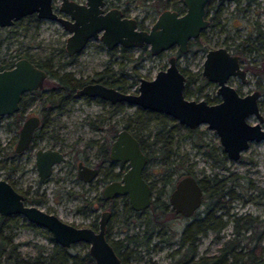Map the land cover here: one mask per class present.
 <instances>
[{
    "label": "rangeland",
    "instance_id": "374dc122",
    "mask_svg": "<svg viewBox=\"0 0 264 264\" xmlns=\"http://www.w3.org/2000/svg\"><path fill=\"white\" fill-rule=\"evenodd\" d=\"M113 1L120 8H125V15L138 19L139 28H148L158 14L149 6H142L150 0ZM58 2L59 0L54 1L55 9ZM175 6H181V3L177 1ZM183 10L184 7H182V12ZM260 17L264 23V11ZM241 31L240 35L237 33V38H243L244 31ZM262 31H264V24ZM210 32L211 28L205 30L204 36L201 38L200 46L204 49H198L197 45H191L187 52L182 53L176 46H172L157 55H152L149 52L143 59H134L131 63H127L126 72L121 74L117 81L125 83L124 92H135L140 77L152 78L158 69H163L168 64V57L173 55L177 59L178 68L185 71L186 91L191 95L187 98L200 99L203 90L210 91L209 95L212 96L215 90L213 85L202 90L198 89V86L202 84L200 76L203 55L206 49L224 43V35L218 28L214 31V37L212 34L210 35ZM68 35L69 33L55 20L38 18L36 21L30 15L22 17L11 26L0 27V65H7L18 57L29 55L33 60L49 65L57 75L70 72L77 78L90 79L94 77L95 72L104 69L116 71V76L120 74L118 71L119 61L123 59L121 51L117 49L113 53L114 48L110 51L98 38H91L79 54L69 57L65 51L64 43ZM262 43L264 44V40ZM146 49L149 50L147 47ZM128 52L132 54L133 58H136L140 50L136 47L129 49ZM261 53L264 55V46ZM257 60H259L257 66L264 67V57H259ZM246 77L248 81L244 91L255 85L262 89V94L259 97L262 121L257 120L253 114L249 115L246 120L251 124L259 122L261 129L264 130V73L258 75L248 73ZM42 87L41 90H38L39 92L22 94L20 109H22L23 119L31 114H37L41 118L46 114L48 121L42 128L43 137L38 139L35 145L40 148L57 149L63 153L65 158L64 162L55 164L52 174L43 183L37 181L38 173L35 169L34 151L24 150L22 153L13 155V146L19 132V127L14 120L15 114L5 115L0 119V164H5L4 168L0 170V179L4 178L14 185L21 194L25 193L30 198L43 196V200L35 203L26 202L27 204L36 205L43 211L58 215L63 221L74 225L88 226L93 223L97 226L95 217L99 214L98 210L90 209L86 212L83 207L85 205L83 187L75 178L76 159L87 154L91 156L96 152L94 142L100 140L99 136L103 133L100 128L105 129L110 124L118 129L130 119V126L133 127L134 133L142 137L144 146L147 148L146 175L156 179L162 175L163 172L158 170H161L166 164L164 161L166 158L161 152L168 150L169 163L172 165L179 168H190L196 176L201 178L220 175L227 187L229 195L225 201L227 202L226 206L231 205V216L229 215L227 225L219 237L208 231L206 235L198 239L195 250L198 255L209 257L219 254L220 247L233 236V221L237 216H247L250 219L253 217L257 222H260L258 231H264V139L249 141L248 148L241 150L237 160H233L224 154L217 133L209 129L206 123L196 127L203 134L200 138L195 137L193 140L186 134L187 127L180 124L181 126L175 125L170 134L163 136L170 138V141L168 146H162L163 141L153 143V140L158 129L168 122L166 118L168 115L164 113H155L146 118L133 105L123 104L115 110L111 104L101 101L100 98L78 95L59 104H54V101L57 103V100L50 97V87L45 85ZM51 102L54 105L51 106ZM213 154L224 158L223 167L215 163ZM171 164L169 166H172ZM12 165L15 166V170L9 172L8 169ZM208 206V200L205 199L201 208ZM139 220L134 216L130 221L129 231L125 232L122 228V232H115L118 238H121L125 233L134 236L131 247L135 249L136 257L131 263L167 264L173 259L175 261L176 258L170 257L169 254L177 249V246L166 242L161 244V248L157 245L155 249H151L155 242H158V238L155 235L145 243L141 239L144 232L142 222ZM240 224L241 222L239 226ZM176 225L177 223L174 228ZM249 230L242 229L241 235H249ZM45 231L40 226H30L23 216H14L13 222L2 233V238L11 239L14 253H11L9 258L6 252L0 253V264H13V258L27 261L48 256L53 249V242L49 237H46ZM260 244H264V234ZM74 246L78 250L88 248L82 242L76 243ZM6 249L10 250V246Z\"/></svg>",
    "mask_w": 264,
    "mask_h": 264
},
{
    "label": "water",
    "instance_id": "95a60500",
    "mask_svg": "<svg viewBox=\"0 0 264 264\" xmlns=\"http://www.w3.org/2000/svg\"><path fill=\"white\" fill-rule=\"evenodd\" d=\"M54 1L0 0V27L11 26L16 20L30 14L41 19L55 20L69 33L64 42L69 56L79 54L91 38H98L109 50L115 46H147L152 55H157L176 46L178 51L185 53L189 50V41L198 37L199 32L207 27L204 14L208 0H182L183 12L166 8L145 29L138 28L137 18L122 16L119 8L112 7L104 11V0H85L83 3L59 0L56 9ZM204 58L201 74L217 83L221 100L217 103L209 104L204 99H188L184 96L185 75L178 68L177 59L173 55L168 57L165 68L158 69L152 78L140 77L135 93L123 92L100 82H89L77 89L76 94L98 97L111 104L123 102L155 113H164L189 129L206 123L209 129L217 133L224 153L230 159L237 160L240 151L248 148L249 141L264 139L260 123L251 124L246 120L253 114L257 120L262 121L258 109L259 91L240 96L227 83L228 77L234 75L244 81L245 70L239 67L238 57L230 54L226 48H211ZM46 77L43 68L34 65L24 56L18 57L11 67L0 70V116L19 111L20 96L41 90ZM39 123L40 119L34 114L23 119L14 146L15 152L20 153L28 148ZM115 137L110 145V157L127 162L128 170L122 176L123 181L109 183L103 190L104 194H126L133 209L143 210L150 202V190L141 177L147 157L136 137L126 129H120ZM35 151L38 182L42 183L50 176L52 166L63 162L64 156L57 149ZM78 171L80 176L81 171ZM83 171L88 172L87 178L96 173L89 166H83ZM200 196L201 188L196 179L186 175L176 183L170 199L174 210L186 216L200 205ZM107 214L102 212L96 229L74 225L36 205L27 204L14 185L4 178L0 179V216H23L29 223L48 231L58 246L69 248L71 244H86L94 264H123L106 238Z\"/></svg>",
    "mask_w": 264,
    "mask_h": 264
},
{
    "label": "flooded vegetation",
    "instance_id": "af4514ba",
    "mask_svg": "<svg viewBox=\"0 0 264 264\" xmlns=\"http://www.w3.org/2000/svg\"><path fill=\"white\" fill-rule=\"evenodd\" d=\"M75 1L78 3H83L85 0H75ZM112 7L119 8L121 10L122 16L123 15L127 16L124 13L125 8H120L113 0H104V4L102 6V9H104V11L110 10L112 9ZM261 11L262 12L264 11V0H208L206 2L205 14H204L205 18L207 19V27L199 32L198 37L194 38L196 40L195 45L199 47L198 49L200 48L204 49L200 45H201V38L204 36L205 30H209L211 28L210 35L212 34L213 35L212 37H214V33H215L214 31L216 28H218L220 32H223L224 43H221L220 46L212 47V48H221V47L226 48V50L230 54L232 55L234 54L238 57L239 67H241L242 70H245L244 81H242L240 78L234 75L228 77L227 83L231 87H233V89H236L238 95L240 96H244L245 94L258 90L259 91L258 109L260 103L259 97L262 94L261 87L255 85L253 86V88H247L245 91L243 89L248 81L246 77L248 73H251L253 75L260 74V73L254 74L252 72L253 68L264 70L263 66L261 67L257 66L259 65L258 62L259 60H257V58L264 57V55L261 53V49L264 46V44L262 43L264 40L263 39L264 31H262V27L264 23L260 17V14L262 13ZM62 15L65 16L64 14ZM241 30L244 31L243 38H237V35L238 34L240 35L239 32ZM208 38H210L209 35ZM188 47H189V43H188ZM208 50L210 49H206L204 51L203 58ZM11 66L7 65L6 67L9 68ZM200 79H202V84L198 86L199 90H202L205 87L207 88L212 85L215 89L213 91L212 96L209 95L210 91L203 90L200 99L201 100L204 99L205 101L206 100L212 101L211 103L208 102L209 104L220 102L221 101L220 96L217 92V83L214 81L212 82L209 81L202 74L200 76ZM94 82H98V81H94ZM131 93H135V92H131ZM21 97L22 95L20 96V98ZM21 99L19 102V111L21 106ZM101 101L106 102L107 100L104 101L101 99ZM115 104L116 103L111 104L114 107V109H116ZM19 111H17L16 113H18ZM34 115H36L38 119H40V123L34 129L35 131L33 132L31 143L29 144L28 148L24 150L31 149L32 151H34V156H35L36 149L43 150L45 149V147L40 148L35 145L36 141H38V139L43 137L44 133L42 128L44 125H42V118L39 117L37 114ZM4 116L5 115H1L0 119H2ZM109 125L110 124H108L107 128L105 129L100 128V130H102L103 133L102 135L99 136L100 140L94 142L96 152L91 156L87 154L81 157L80 159L77 158L74 171H75L76 181L80 182V184L83 187V192H84L83 201L85 203V205L83 206L84 210L86 212L89 211L90 209L98 210L99 214L95 217L97 226L102 212L108 213L107 214L108 219L105 228L106 238L109 244L113 246V249L116 255H118V257L120 258L121 262L123 264L124 263L132 264L131 262L134 261L136 257L135 249L131 247L133 246L132 242L134 241V236L125 233L121 238H118L115 235V232L117 231L120 232L122 228L123 231L125 232L129 231L131 228L130 221L133 220L134 216L137 219H140L139 221L142 222L141 224L143 226L144 236H142L141 239H143L145 243L150 241L155 235L157 236L158 242H155V244L151 247V249H155L157 245L159 246V248H161V244L166 242L169 244H175L177 246V249H175L173 252L169 254L170 257L173 256V258H176L175 261L172 258L173 260L167 262V264H180L181 262L178 263V260L179 258L182 257V255H186V259L184 260V263L188 262L189 260L195 261L201 257H204L198 255L197 252L195 251L190 252V248L188 249V247L191 239H194L196 245L198 239L206 235L208 231H211L214 235H217V237H219V234L222 233L223 228L227 225L228 218L230 215L231 205L226 206L227 202L225 201V198L229 195V191H227V187L225 186L220 175L213 177L207 176L201 178L199 176H196V174H194V172L190 168L180 167L182 168L180 169L178 166H175L174 164L172 165L171 163H169V159H170L169 156L165 155L166 159H164V161L167 165L164 164L163 168L161 170H158L163 172L162 175L157 179L153 177L151 178L149 175H146L147 168H145L148 162L147 148L146 146H144L142 137L134 133L133 127L131 126L129 132L134 137H136V139L138 140L139 147H141L142 152L145 154V157H147V161L143 167V170L141 171V177L145 180L148 189L150 190V195H149L150 202L148 206L143 208V210H135L130 206L126 194L111 195L109 193L104 194L103 191L104 188L107 185H109V183L111 182H122L123 181L121 180L122 176L128 170L127 162H123L121 160L116 161L110 157V150H111L110 145L112 141L116 138L115 136L117 135L118 131L124 128L122 126L118 127V129L116 128L117 129L116 133L114 135H111V126ZM14 146L12 150L14 152L13 155L14 154L17 155L19 154V152L14 151ZM213 157L215 158L216 160L215 163L218 166L220 167L224 166L223 164L224 158L222 156H217V155L215 156V154H213ZM170 164L172 166H169ZM54 166L55 165H53L51 168V174ZM83 166L86 167L89 166L93 170H96V173L92 177L87 178L88 172L83 171ZM2 168L3 167H1L0 170ZM78 170L81 171L80 176H78V172H79ZM186 175L193 176L194 179H196L199 187L201 188V196H200L201 203L196 210H194L191 214L185 216L180 211L176 209L174 210L171 203L170 195L173 192L176 183ZM47 178H45V180ZM206 188H208L211 193L220 192V195H218L217 199L208 198V197L206 198L204 195ZM91 192H93V195H91ZM205 199L208 200L209 206L207 208H201ZM208 217L211 220H209V222L206 223L205 220ZM243 217H247V216H243ZM176 223H177L176 228H174V225ZM88 226H91L94 229L97 228V226L94 225L93 223H90V225ZM201 228L205 230L204 233L199 231V229ZM149 264H155V262H151ZM187 264H191V263L188 262Z\"/></svg>",
    "mask_w": 264,
    "mask_h": 264
},
{
    "label": "trees",
    "instance_id": "16d2710c",
    "mask_svg": "<svg viewBox=\"0 0 264 264\" xmlns=\"http://www.w3.org/2000/svg\"><path fill=\"white\" fill-rule=\"evenodd\" d=\"M180 2L181 6H175L176 2ZM170 4V5H169ZM147 5L150 8H152L156 12H160L166 8H172L175 11L181 12L182 11V0H150L148 3L143 4L142 6ZM169 5V6H168ZM34 20L37 21L38 17H36L35 14L30 15ZM196 40L192 39L189 41V46L195 45ZM147 46H142L139 48L140 53L136 58H133L132 54L129 53V48H123L120 46L114 47L112 52H116L117 49L121 51L123 54V59L119 61V69L118 71L120 72L119 75L116 76V71L114 70H107L104 69L103 71H98L95 72L94 77L90 79H80L74 76V74H71L70 72H63L61 75L55 74L52 70L51 67L47 64H43L41 62L35 61L30 56L25 55L24 57H27L30 59L34 65H37L39 68H43L46 72V79L43 82V85L49 86L50 87V97H54V100H57V103L54 104H59L60 102H63L66 99H70L73 97H76V90L81 88L84 83L87 82H94L98 81L102 84H107L109 86H112L114 88H118L121 91H125L126 85L125 83L118 82L117 79L126 72V67L127 63H131L134 59L141 60L144 57H146L149 54V50L146 49ZM131 49V48H130ZM111 51V50H110ZM126 52V53H125ZM72 57V56H71ZM13 62L7 63L10 66L12 65ZM7 65H0V70L7 68ZM182 72L185 75V71L182 70ZM252 72L255 73H260L263 74L264 70L258 69V68H253ZM137 75H139L137 73ZM136 75V76H137ZM47 84V85H46ZM35 92H39L38 90H35ZM183 93L185 97L191 96L188 91H186V85L184 86ZM207 101V100H206ZM211 103L212 101H207ZM53 102L50 103V105ZM116 109L120 108L123 103L122 102H117L116 104ZM137 111H140L144 114L146 118H149V116L155 114V112L151 110H144L141 107L137 108ZM168 119L167 123H164L160 129L156 132V137L153 140V143L163 141L161 144L162 146H168L170 138L168 137H163L166 136V134H170L172 130L174 129L175 125H180V123H177L173 120L172 117L166 116ZM23 119V113L22 109L18 113H15V124L17 127H20V122ZM48 119L46 118V114L42 116V125H44ZM131 120L128 119L124 124L121 126L124 129H127L128 131L131 129L130 126ZM41 125V126H42ZM111 126V135H114L117 131L116 127L113 125ZM166 126H168L166 128ZM187 130V136L190 137L192 140L195 137L200 138L202 131L193 128V129H186ZM161 136V137H160ZM163 137V138H162ZM162 138V139H161ZM167 153V154H166ZM161 154L165 157V155H168V150L164 151L162 150ZM5 164H0V168H4ZM15 170V166L12 165L8 171L12 172ZM24 196V201L28 203H35L38 201L43 200V196H37L35 198H30L27 195L22 194ZM205 197L207 198H214L217 199L218 195H220V192H214L211 193L208 188L205 189ZM16 216V215H14ZM14 216H0V253H7V257L9 258V255L11 253H14L13 245L11 244V239L9 238H2V233L4 229L13 222V217ZM211 220L209 217L206 218V223ZM204 222V221H202ZM241 222L240 226L239 223ZM256 219L253 217L250 219L249 217H235L233 221V228H234V233L233 236L229 239L226 240L223 244L222 247H220V252L217 255H210L209 257L204 256L199 258L198 260H189L188 262L191 264H264V244L261 245L260 242L262 240V235L264 234V231L260 232L258 231V223ZM30 226H33V224L29 223ZM244 229H250V234L249 235H241V230ZM202 233L205 232L203 228L199 229ZM46 237H49V239L53 242V249L51 253L46 256V257H38L34 258L33 260H23L21 258H13V264H94V260L91 256H89L87 249H75L74 244H71L69 248L67 247H62L58 246L56 242L53 240V238L50 236L48 231H45ZM252 244V246H250ZM10 246V250H7L6 247ZM190 248V252H194L196 245L194 239L190 240V244L188 249ZM187 249V251H188ZM186 259V255H182L181 258H179L178 263L182 264H187L188 262L184 263V260ZM180 263V264H181Z\"/></svg>",
    "mask_w": 264,
    "mask_h": 264
}]
</instances>
